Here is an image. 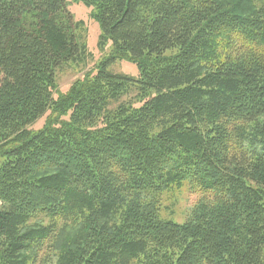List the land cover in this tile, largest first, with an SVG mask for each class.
Wrapping results in <instances>:
<instances>
[{
    "label": "trees",
    "instance_id": "1",
    "mask_svg": "<svg viewBox=\"0 0 264 264\" xmlns=\"http://www.w3.org/2000/svg\"><path fill=\"white\" fill-rule=\"evenodd\" d=\"M72 2L110 53L61 93ZM39 262L264 264V0H0V264Z\"/></svg>",
    "mask_w": 264,
    "mask_h": 264
},
{
    "label": "rangeland",
    "instance_id": "2",
    "mask_svg": "<svg viewBox=\"0 0 264 264\" xmlns=\"http://www.w3.org/2000/svg\"><path fill=\"white\" fill-rule=\"evenodd\" d=\"M68 1L70 2V0ZM68 10L73 16V23L75 21L83 23L82 26H84L87 32L89 52L93 56V59H91L86 65L79 66L77 64H72L57 69V80L61 93H66L73 83L83 78L87 72L93 70L96 64L107 58L110 53V45L103 47L99 46V42L101 41V30L97 22H95L91 16V10L81 3L74 4L73 2L68 3ZM75 32L77 34V30ZM110 70L117 74H124L136 78L139 77L138 67L129 61L118 62L111 66ZM136 99V93L134 92L124 97L126 102L133 101L135 103ZM45 121L46 118L44 117L33 126V129L39 130L44 126ZM200 199L201 195L198 192H195L189 183H186L182 189L164 195L161 216L165 220L184 224L190 216L192 209L198 204ZM49 250V247H45L40 251L39 259L42 260V257H48L47 254ZM50 258L54 260L53 257ZM38 264H40V262Z\"/></svg>",
    "mask_w": 264,
    "mask_h": 264
}]
</instances>
